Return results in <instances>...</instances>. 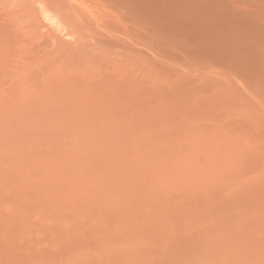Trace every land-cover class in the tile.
Returning <instances> with one entry per match:
<instances>
[{
	"label": "rangeland",
	"instance_id": "374dc122",
	"mask_svg": "<svg viewBox=\"0 0 264 264\" xmlns=\"http://www.w3.org/2000/svg\"><path fill=\"white\" fill-rule=\"evenodd\" d=\"M49 2L0 0V264H264V0L84 51Z\"/></svg>",
	"mask_w": 264,
	"mask_h": 264
},
{
	"label": "bare ground",
	"instance_id": "6f19581e",
	"mask_svg": "<svg viewBox=\"0 0 264 264\" xmlns=\"http://www.w3.org/2000/svg\"><path fill=\"white\" fill-rule=\"evenodd\" d=\"M89 1L90 4L94 6L88 11V13L91 11L97 12L100 6H105L110 10L105 9L107 10V14L106 16H101V17L95 16L94 13H90L91 16H89L90 17L89 18L83 14H79L78 12H74L72 14L65 12L63 3H61L60 0H50L52 4L49 2V6H48L50 7L51 4V6L55 7L60 13H62L61 15H63L66 18L65 19L62 16L66 20L65 23L66 24L70 23L71 26L75 28L74 32L77 34L79 41V45L77 46L76 49L79 51H84L80 49L81 42H85L86 49L95 50L98 47H101V45L106 44L110 37L119 39L120 37L119 35H123L125 37L128 36V38H130V33L136 30L135 28H133L134 26L140 27L145 32L146 35L151 32L152 26L154 25L153 17L157 14L160 16V13L161 14L164 12L168 13L170 11L169 12L170 17L167 16V19L169 17V20H171L172 17V20L174 19L173 20L174 22L172 20L171 22L174 23L175 26H178V24H180L179 23L180 18L181 19L184 18L185 20L187 19V17L189 18L191 17L190 19L189 18L188 19L194 21L197 17L196 15L200 13L199 9L201 8L199 6L200 4L199 2L201 1L203 2V0L200 1L191 0V4H189L190 1L188 0L189 2L187 5V3H185L186 0H184V4L182 2V4L179 5L178 4L179 2L177 3L175 1L176 2L175 4L174 1L172 2L171 0L168 1L166 0H89ZM194 2L196 3L195 5L193 4ZM211 4L214 5L213 2ZM168 6H170V8H168ZM209 7H212V5L211 6L209 5ZM166 13H164L163 16L161 17L167 15ZM193 13H194L193 15L194 17H192ZM198 16L200 18V15ZM175 18L176 19L178 18L177 21L178 20L179 21L177 22ZM199 20L200 19L196 21L198 22ZM185 21L184 23L180 21L181 25L184 24V26H186L189 23L188 21H187L188 23ZM90 39L91 40L93 39L94 42H92ZM89 40L92 43L89 42ZM73 52L74 54H76L75 56L80 57L82 59L87 55V53H78L77 51H73Z\"/></svg>",
	"mask_w": 264,
	"mask_h": 264
}]
</instances>
